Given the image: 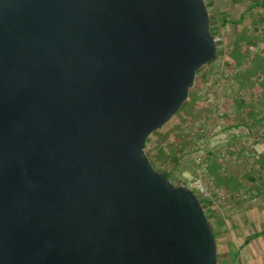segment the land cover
Returning <instances> with one entry per match:
<instances>
[{
	"label": "water",
	"instance_id": "obj_1",
	"mask_svg": "<svg viewBox=\"0 0 264 264\" xmlns=\"http://www.w3.org/2000/svg\"><path fill=\"white\" fill-rule=\"evenodd\" d=\"M205 0H0V264H219L146 154L218 44Z\"/></svg>",
	"mask_w": 264,
	"mask_h": 264
},
{
	"label": "trees",
	"instance_id": "obj_2",
	"mask_svg": "<svg viewBox=\"0 0 264 264\" xmlns=\"http://www.w3.org/2000/svg\"><path fill=\"white\" fill-rule=\"evenodd\" d=\"M207 8L210 12L211 24L210 30L213 36L221 35V29L218 27L216 18V2L215 0H205ZM262 10L260 13L259 10ZM251 11L258 12L259 22L253 26L245 35L235 41L234 45H230L229 49L222 48L218 51L217 59L215 62L203 67L197 73L199 77L203 72V77H201L190 91V97L188 101L184 104L180 112L175 116H179L186 106L190 103L195 105L194 109H197L199 101L205 98L203 96L200 98L198 95L200 91L203 90L204 97H208L209 94L213 93L216 85H220L222 79L220 76L212 82L213 75V65L218 61L226 58L225 63V74L228 75L227 84L232 88V94L236 95L235 98H229L230 102L224 106L223 110L225 112L224 119L231 127L249 126L248 123H255V127L258 128L256 138L263 142L264 139V0H255V6L250 8ZM243 17V16H242ZM245 18H241L242 20ZM227 25V22H225ZM224 25V26H225ZM220 72V71H219ZM216 74V73H215ZM211 75V76H210ZM211 77V78H210ZM203 87H205L203 89ZM207 90V92H206ZM199 93V94H198ZM244 94V99H239V94ZM208 107V106H207ZM219 108V107H218ZM218 108L214 109L218 111ZM239 110L238 115L231 113V109ZM206 109V108H205ZM207 110L208 114H213L209 107ZM217 121V119H216ZM205 122V120H202ZM190 122H187L189 124ZM196 123V122H193ZM254 127V128H255ZM186 126L183 124L182 132H167L166 136L161 139V143L156 148H150L149 140L146 144L145 151L150 158L155 169L164 173L169 180L176 178V174L181 170L183 161L190 149H192L193 144L196 143L195 140L188 134H186ZM254 128L250 130H255ZM155 134V133H154ZM174 137V139L172 138ZM184 138V141L182 140ZM150 139V138H149ZM204 142L206 139L203 136L198 135L197 143ZM207 142V141H206ZM196 143V144H197ZM192 145V146H191ZM234 149H236L234 147ZM220 155V153H219ZM218 156L210 154L211 163L208 164V171L214 172L216 169H221L222 171V160ZM229 156V154H228ZM217 157V158H216ZM213 159V160H212ZM264 159V158H262ZM261 159V161H262ZM260 161V160H259ZM197 165V164H196ZM201 165V164H200ZM202 166V165H201ZM221 167V168H219ZM216 185L224 192L232 194L230 190L226 189L227 176L225 173L216 177ZM185 185L182 181L179 182L178 186ZM177 186V185H176ZM228 187V186H227ZM204 208L206 209V215L210 221L211 227L215 233L216 239H218V234L212 225L211 219L216 217L218 213L216 207L212 205L211 202L200 197ZM218 241V240H217ZM221 253H219V264H225L223 256L221 259Z\"/></svg>",
	"mask_w": 264,
	"mask_h": 264
},
{
	"label": "crops",
	"instance_id": "obj_3",
	"mask_svg": "<svg viewBox=\"0 0 264 264\" xmlns=\"http://www.w3.org/2000/svg\"><path fill=\"white\" fill-rule=\"evenodd\" d=\"M215 2V21L221 29V35L225 41L222 48L229 49L230 45H234L235 41L241 39L259 22L258 12L250 10L255 6V0H215ZM259 12L261 13L262 10L260 9ZM242 16L245 18L241 22ZM223 89L224 91L230 89V85L226 83ZM235 97L236 95L232 98ZM225 100L230 101L229 98H225ZM238 111L231 109V113L236 115H238ZM216 119L219 120L217 116H213L210 124L214 135L216 132L213 128L219 127V122ZM248 124L247 127L243 125L231 127L228 124L221 133L227 136L226 143L215 148L216 156L219 155L221 148H232V150L234 147L236 148L226 161L227 172H223L221 169L220 171L219 169L214 170L215 180L219 175L218 172H223L227 176L226 183L233 184L232 189L226 186L225 190L229 189L232 194L245 192L253 196L249 200L235 201L232 207L227 208L226 213L221 214L224 211L221 207L217 209L218 212L221 211L219 215L222 216L221 221L215 223L218 234L217 244L224 247L222 256L225 264H264V223L263 214L260 212V209L264 208V178L263 170H261L264 159L257 163L253 160L255 154L264 149V141L256 138L258 128L255 127V123ZM252 128L255 130H250ZM213 139L208 143L210 144ZM260 220L262 222L259 223ZM220 223L221 225H219ZM229 245L233 247L232 252Z\"/></svg>",
	"mask_w": 264,
	"mask_h": 264
},
{
	"label": "rangeland",
	"instance_id": "obj_4",
	"mask_svg": "<svg viewBox=\"0 0 264 264\" xmlns=\"http://www.w3.org/2000/svg\"><path fill=\"white\" fill-rule=\"evenodd\" d=\"M220 48L221 47L218 46V51L220 50ZM223 63H226V58L221 60V61H218L215 65H213V67H212L213 75H212V78L210 77L212 79V82L215 81L220 76V74H219V73H221V71H220L221 66L220 65ZM205 72H203L199 77H197L196 82L201 77H203V74ZM204 88L205 87H203V89ZM230 89L224 91V89L221 88L219 84H217L216 88L213 90L214 92L211 93L213 95L215 103H217V100H219V98H232L234 95L232 94V90H230ZM206 92H207V90H206ZM198 96L200 98L203 96V98H205V101H204V99L202 101H199L197 109H194L195 105L189 103L186 106V108L184 109V111L179 116H177L176 118L174 117L169 124H167L163 129L156 132L155 134H153L150 137V139H149L150 148L149 149L156 148L161 143V139L166 136L167 132H171V131H172V133L178 132V131L182 132L183 124L185 126H187L188 125L187 122H190V123L196 122L197 123V122H202V120H205L206 128L212 130L211 129L212 127L210 124L212 123L211 120L213 119V116H217L216 111L213 108L212 109L210 108L212 111L214 110L213 114L207 113V110H209L207 107L208 106V103H207L208 97H206V96L204 97L203 90L200 91V94ZM230 101H232V100H230ZM230 101H226V104H228V102H230ZM217 122H219V127L213 128V130L216 132L214 135L213 141L210 144L206 141H204V142L200 141L198 143L196 142L197 144L196 143L193 144V146L191 145L193 148L188 151V153H187V155L183 161V164L181 166V170L178 171L177 174L175 175L177 179L172 178L170 180L172 182V184H174L175 186L176 185L178 186L179 182H181V181L184 184H186V182L197 178L199 176L201 170H202V166L200 165V160L204 159V158H202L203 154L201 153V150L206 152L205 163L210 164L211 163L210 154H213L215 156V153H216L215 148H218V146L220 147L221 144L226 143L225 140L227 139V136L225 134L222 135L221 133L224 130V128H226L228 126V123L224 120V118L217 120ZM172 138L174 139V137H172ZM182 140L184 141V138H182ZM222 149H224V148H221L220 150L222 151ZM212 150H214V151H212ZM221 151H219V153H221ZM234 152H235V149L232 150V148H229L227 150L229 157H231L232 153H234ZM253 158H254L253 160H255L257 163L258 160H256L255 157H253ZM261 170H263L262 176L264 178V165L262 166ZM219 171H220V169H219ZM218 173L221 174V172H218ZM210 175L213 178L215 177V176H213L214 174L212 172H210ZM214 180H215V178H214ZM215 182H216V180H215ZM226 185L228 186V188H231V189L233 187V184H226ZM221 208L224 210L222 212L220 211L221 214L226 213V210H228L227 207H225V206H222ZM220 212H218L216 214L215 219L214 218L211 219L212 225L215 228V230H216V224L215 223H218L221 221L222 216L219 215ZM260 212H262V214H263L262 218H263V223H264V208L260 209ZM260 212H259V214H260ZM259 216H261V215H259ZM258 222L260 223V222H262V220H260ZM219 225H221V223ZM229 246H230V249L232 252L233 247L231 245H229ZM223 251H224V247H221L220 245H218V254L219 253L222 254ZM220 256L222 259V255H220Z\"/></svg>",
	"mask_w": 264,
	"mask_h": 264
},
{
	"label": "built area",
	"instance_id": "obj_5",
	"mask_svg": "<svg viewBox=\"0 0 264 264\" xmlns=\"http://www.w3.org/2000/svg\"><path fill=\"white\" fill-rule=\"evenodd\" d=\"M216 43L218 46H222L224 44V38L223 35H216L214 36ZM220 71H221V85L220 87L223 88L226 86V83L228 82V75L225 74V63L220 65ZM239 99H244V94H239ZM207 103L209 108L216 109L218 108V111L216 110L217 118L223 119L224 118V104L226 103L225 98H219L217 100V103H215L213 95L209 94L207 98ZM186 134L191 136L193 140L197 142L198 135L203 136L206 141H211L214 137V132L210 129L206 128L205 122H197V123H189L186 126ZM264 141V139H262ZM227 148L222 149L219 158L222 160V171L227 172L228 166L226 164V161L229 159ZM201 153L203 154L204 159L200 160V164L202 165V170L199 174V176L195 179H192L188 182H186L185 185H183L186 188H189L192 192H194L199 198L202 197L203 199L209 201L212 203V205L216 208L225 206L227 208L232 207L235 201L237 200H249L251 198L252 194H248L245 192H238L234 194H228L224 191H222L217 185L214 180V178L210 175L208 171V165L205 163V157L206 152L201 150ZM256 160H261L264 157V149L255 154Z\"/></svg>",
	"mask_w": 264,
	"mask_h": 264
}]
</instances>
